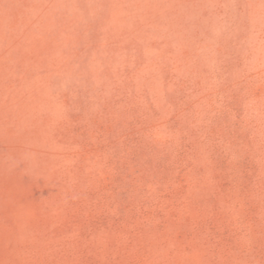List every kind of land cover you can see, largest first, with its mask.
I'll return each instance as SVG.
<instances>
[{
  "label": "rangeland",
  "instance_id": "rangeland-1",
  "mask_svg": "<svg viewBox=\"0 0 264 264\" xmlns=\"http://www.w3.org/2000/svg\"><path fill=\"white\" fill-rule=\"evenodd\" d=\"M0 264H264V0H0Z\"/></svg>",
  "mask_w": 264,
  "mask_h": 264
}]
</instances>
